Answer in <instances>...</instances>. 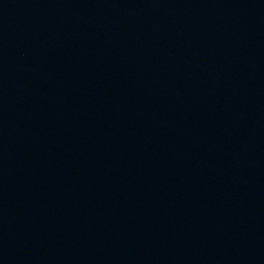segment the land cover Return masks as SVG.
I'll return each mask as SVG.
<instances>
[{
    "label": "water",
    "instance_id": "water-1",
    "mask_svg": "<svg viewBox=\"0 0 264 264\" xmlns=\"http://www.w3.org/2000/svg\"><path fill=\"white\" fill-rule=\"evenodd\" d=\"M0 264H264V0H0Z\"/></svg>",
    "mask_w": 264,
    "mask_h": 264
}]
</instances>
